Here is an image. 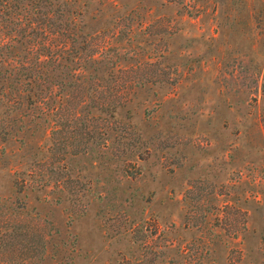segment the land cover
Listing matches in <instances>:
<instances>
[{"label":"rangeland","instance_id":"374dc122","mask_svg":"<svg viewBox=\"0 0 264 264\" xmlns=\"http://www.w3.org/2000/svg\"><path fill=\"white\" fill-rule=\"evenodd\" d=\"M57 3L141 79L115 119L55 90L54 138L39 109L0 106V236L29 235L0 264H119L164 237L190 264H264V0Z\"/></svg>","mask_w":264,"mask_h":264},{"label":"trees","instance_id":"16d2710c","mask_svg":"<svg viewBox=\"0 0 264 264\" xmlns=\"http://www.w3.org/2000/svg\"><path fill=\"white\" fill-rule=\"evenodd\" d=\"M79 16L81 15L76 11L67 14L57 0H0V106L7 105V111L14 113L25 107L28 110L39 109L41 113L37 118L46 123L51 122L50 134L53 138L61 133L58 124L62 117L59 104L53 97L55 90L63 91L67 98L79 100V107L82 108L84 104L96 110L99 105L106 106L107 116L115 119L117 109L126 108L121 104L128 103L133 94L131 90L138 83L136 80L141 79L134 70L130 73L121 72V64L118 62L114 74L115 62L101 59L100 50L102 47L106 48V43L105 46L93 44L90 50L87 38L78 40L86 28L79 25L81 22L76 23ZM102 72H106L107 76L102 75ZM104 82L108 86H104ZM23 113L15 122H22L27 118ZM64 115L67 128L73 118L80 117V114L70 108L65 110ZM5 131V125L0 124V134ZM4 217L7 221L20 223L22 227L23 222H28L32 226L26 224V230L34 228L40 231L44 243L49 236L45 233L46 226L41 222L29 221L23 216ZM15 230L13 228L8 232L6 229L7 232L0 236V241L12 244L11 240L15 242L22 236H29ZM158 231L160 228L157 224L155 235ZM159 236L161 238L163 235ZM166 239L167 237L160 239L162 242L158 246H147L143 259L122 258L119 264H172L171 261L175 258L171 255L189 259V264L195 261L185 248L179 250L173 240ZM145 241L151 244L148 237ZM18 244L15 243L9 250L16 256L19 255L18 248L21 245ZM5 255V251H0V259Z\"/></svg>","mask_w":264,"mask_h":264}]
</instances>
